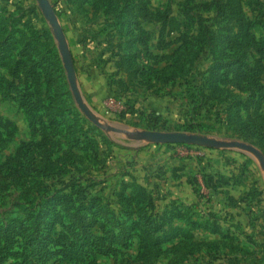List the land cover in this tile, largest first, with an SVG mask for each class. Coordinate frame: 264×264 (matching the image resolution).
I'll return each mask as SVG.
<instances>
[{"label": "rangeland", "instance_id": "rangeland-1", "mask_svg": "<svg viewBox=\"0 0 264 264\" xmlns=\"http://www.w3.org/2000/svg\"><path fill=\"white\" fill-rule=\"evenodd\" d=\"M115 1L122 6L121 0ZM185 1L150 0L153 13L162 11L186 22L185 28L170 32L167 27L160 40L162 21L138 19L137 28H122L120 10L108 0H49L73 59L79 92L89 110L86 115L71 90L54 30L37 0H0L2 57L15 65L20 62L16 82L22 85V78L37 99L36 116L31 118L0 91L1 221L21 219L42 186L59 189L57 179H68V169L74 166L104 181L109 197L135 178L153 193L160 211L173 203L181 205L187 219H175L174 225L194 234L193 240L166 243L164 254L151 263L140 260L136 237L116 261L100 257L97 264H264V170L257 160L220 148L136 147L131 134L112 130L198 133L247 142L264 154V103L232 75L219 78L221 70L212 72L208 81L212 63L208 48L200 51L188 75L171 83L154 81L158 71L173 63L171 56L179 45L187 48L183 55L196 57L201 25L210 28L208 38L215 32L216 52L232 59L233 52H227L228 24L214 6L218 0H195L190 11H185ZM243 4L250 19L264 15V0ZM123 15L128 24L131 14ZM253 32L264 42L260 24ZM248 51L254 64L259 55L255 47ZM0 74L5 76L1 81L14 79L3 66ZM259 78L264 79V69ZM46 264L79 263L56 258Z\"/></svg>", "mask_w": 264, "mask_h": 264}, {"label": "trees", "instance_id": "trees-1", "mask_svg": "<svg viewBox=\"0 0 264 264\" xmlns=\"http://www.w3.org/2000/svg\"><path fill=\"white\" fill-rule=\"evenodd\" d=\"M193 2L195 0H186L182 3L185 11L192 9L189 6ZM108 3L119 8L118 13L121 14L118 23L120 22L122 28L125 25H135L137 28L138 19L156 18L162 21L160 40L167 27L168 32L186 27V22L176 21L168 15L169 13L162 11L153 13L149 6L150 0H121L120 7L115 0H108ZM215 5L219 6L218 17L228 24L227 52H230L228 55L233 52L232 59H225L216 52L215 32L212 31L211 37L208 38L206 32L211 31L210 28L201 25L203 32L197 42L200 44V50L196 57L183 55L187 48H184V44L179 45L171 56L175 58L173 63L158 71L161 76L157 73V77H153L154 81L171 83L188 75L200 51L208 48L212 55L208 81L212 72L221 70L219 78L227 80V76L232 75L238 82H243L247 86L253 98L264 103V79L259 78L264 69V42L258 40L253 32L254 27L259 24L264 29V15L250 19L245 14L243 0H218ZM125 12L131 14V21H128V24L124 21ZM0 32L3 33V29ZM250 47H255L259 55L254 64L251 63V58L254 57H250L251 53L248 51ZM55 58L57 61L56 55ZM15 62L16 65L7 56L2 57L0 51V66L5 67L14 78L10 82L1 81L5 76L0 74V91L5 97L17 101L32 118L36 116L37 99L27 89L29 86L24 84L22 78V85L16 82L21 65L20 62ZM13 63L15 66L12 67ZM249 127L252 128L251 125ZM255 143L259 147L262 146L261 142ZM115 145L123 149H132L120 144ZM178 145L190 147L184 144L166 147L173 148ZM74 168L69 167L68 179H57L58 185L61 186L59 189L49 191L47 187L42 186L36 200L24 208V216L21 219L7 222L0 220V264H46V261L56 258L72 260L79 264H97L100 257L116 261L136 237L140 239L142 249L140 260L151 263L164 254L166 243L186 237L193 240V232L191 234L174 225L175 219H187L181 205L172 202L171 207L160 211L153 193L133 177L132 181L114 190L111 197L106 196L105 188L102 186L104 181L89 172L84 174L83 170L76 171ZM59 174L61 176L62 171ZM51 180L55 186L56 180ZM200 226L204 227L202 224ZM56 228H60L59 233L55 232ZM229 262L232 263L231 260Z\"/></svg>", "mask_w": 264, "mask_h": 264}, {"label": "water", "instance_id": "water-1", "mask_svg": "<svg viewBox=\"0 0 264 264\" xmlns=\"http://www.w3.org/2000/svg\"><path fill=\"white\" fill-rule=\"evenodd\" d=\"M40 8L42 9L47 21L52 26L55 37L57 39L62 62L66 70L67 79L71 90L73 91L76 100L80 108L89 115V110L83 102V98L79 92L78 83L76 79V70L71 57L70 51L67 47L66 40L64 38L63 29L52 10V6L49 0H37ZM103 129H111V127H105L98 124ZM116 132H125L133 136L134 146L140 147L148 144L154 145H177L184 144L189 146L208 147V148H220L236 150L247 154L253 159L257 160L261 168L264 170V154L254 145L237 140H221L215 137H211L204 134L188 133L180 131H160V130H141L136 132L128 131L125 128H112Z\"/></svg>", "mask_w": 264, "mask_h": 264}, {"label": "crops", "instance_id": "crops-1", "mask_svg": "<svg viewBox=\"0 0 264 264\" xmlns=\"http://www.w3.org/2000/svg\"><path fill=\"white\" fill-rule=\"evenodd\" d=\"M154 145V144H153Z\"/></svg>", "mask_w": 264, "mask_h": 264}]
</instances>
